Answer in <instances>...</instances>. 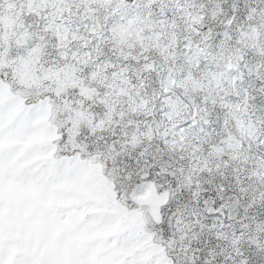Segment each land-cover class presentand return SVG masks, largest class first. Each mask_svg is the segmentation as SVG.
Here are the masks:
<instances>
[{
    "label": "snow or ice",
    "instance_id": "6c2138e0",
    "mask_svg": "<svg viewBox=\"0 0 264 264\" xmlns=\"http://www.w3.org/2000/svg\"><path fill=\"white\" fill-rule=\"evenodd\" d=\"M0 264H264V0H0Z\"/></svg>",
    "mask_w": 264,
    "mask_h": 264
}]
</instances>
